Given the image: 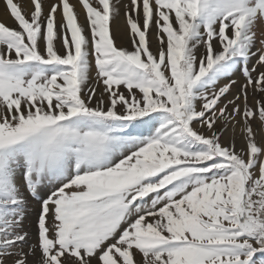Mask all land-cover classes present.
Returning a JSON list of instances; mask_svg holds the SVG:
<instances>
[{
	"label": "snow or ice",
	"instance_id": "6c2138e0",
	"mask_svg": "<svg viewBox=\"0 0 264 264\" xmlns=\"http://www.w3.org/2000/svg\"><path fill=\"white\" fill-rule=\"evenodd\" d=\"M3 3L0 264H264V0Z\"/></svg>",
	"mask_w": 264,
	"mask_h": 264
},
{
	"label": "rangeland",
	"instance_id": "374dc122",
	"mask_svg": "<svg viewBox=\"0 0 264 264\" xmlns=\"http://www.w3.org/2000/svg\"><path fill=\"white\" fill-rule=\"evenodd\" d=\"M16 2L20 3L22 8H24L25 10H27L28 8V0H16ZM79 11V9H78ZM0 22H4L6 24H8L9 26H13L11 20L9 19L7 13H6V9H5V5L3 3V0H0ZM81 22H83V17H81ZM117 23L119 24L120 21H117ZM117 36V43L118 44H123L124 46L128 45L127 39L125 38V33L123 30H121L120 32L116 33ZM33 208H35V205H32Z\"/></svg>",
	"mask_w": 264,
	"mask_h": 264
}]
</instances>
